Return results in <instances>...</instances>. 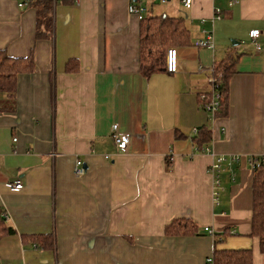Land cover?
<instances>
[{
    "label": "crops",
    "instance_id": "obj_1",
    "mask_svg": "<svg viewBox=\"0 0 264 264\" xmlns=\"http://www.w3.org/2000/svg\"><path fill=\"white\" fill-rule=\"evenodd\" d=\"M53 1L47 37L37 0H0V51L33 61L13 100L0 93V209L15 231L0 238V264H219L224 251L264 264L251 165L264 156V0ZM132 2L183 19L192 45L178 48L177 73H142ZM209 33L213 48L196 46ZM230 55L227 106L212 115L200 97L209 100L215 66ZM114 125L130 135L127 153H117ZM221 156L239 161L223 165L216 188L209 169ZM17 180L22 190L7 188ZM181 219L195 232L168 233ZM40 236H53L54 249Z\"/></svg>",
    "mask_w": 264,
    "mask_h": 264
},
{
    "label": "trees",
    "instance_id": "obj_2",
    "mask_svg": "<svg viewBox=\"0 0 264 264\" xmlns=\"http://www.w3.org/2000/svg\"><path fill=\"white\" fill-rule=\"evenodd\" d=\"M39 26L45 25L48 36L53 35L52 11L53 0H37ZM140 28V64L142 73L150 77L157 72L164 71L165 57L168 49L192 45L190 33L183 19L170 18L148 13L141 20ZM40 34H38L39 36ZM236 57L228 56L223 62L215 66V76L221 94L220 111L227 106L229 80L235 65ZM33 67L31 59H12L0 51V93L7 94L13 100L15 94L16 76L19 72ZM71 69V68H68ZM68 71H73L68 70ZM210 99V98H209ZM203 101L200 99V106ZM202 108V107H201ZM200 142H207L210 134L200 129ZM253 181V218L252 235L259 237L261 251L264 253V168L254 171ZM3 210L0 209V238L3 234H14V229L4 227ZM193 222L189 220H175L168 227L167 232L174 235L191 234L195 232ZM215 235V234H214ZM37 244L43 249H54L53 236L36 237ZM219 264H251V251H224L216 253Z\"/></svg>",
    "mask_w": 264,
    "mask_h": 264
},
{
    "label": "built area",
    "instance_id": "obj_3",
    "mask_svg": "<svg viewBox=\"0 0 264 264\" xmlns=\"http://www.w3.org/2000/svg\"><path fill=\"white\" fill-rule=\"evenodd\" d=\"M35 0H17V6L19 8H25L32 4ZM161 3H166L169 0H157ZM239 0H229L230 5L237 3ZM184 5L187 8H190L192 6L193 0H183ZM129 13L132 15H135L140 20L148 14L147 8L142 4H137L135 2H132L129 6ZM216 17L218 19L221 18V15L219 12H217ZM261 37V32L259 30H254L250 33V39L252 40V44L254 46V50L256 52L261 51V44L259 42V39ZM196 46L201 47H207V48H213V37L212 34L209 33L205 40H199L196 42ZM179 70V59H178V50L175 48L168 49L165 57V63H164V71L169 74H175ZM213 73V72H212ZM210 84L212 86V93L211 97L208 100L206 95H202L200 99L203 101L201 103L202 109L205 111L211 113L212 115H216L220 109V103H221V94L219 91V85L217 84V77L213 73V76L210 78ZM112 139L114 142V145L117 149L118 154H124L128 151V145L130 143V135L126 133L119 132L118 126L114 125L112 128ZM238 157H232L231 159L227 157H218L217 160L211 165L209 172L210 175L213 178L214 185L216 188L221 187L220 182V174L222 172V167L225 163H227L229 166H231L234 162H238ZM252 163V170H258L260 168H264V156L263 157H255L251 160ZM86 169L84 166V163L80 160L77 161L75 166V175L77 177H83L85 175ZM7 188H9L11 191H20L23 189V182L22 180H17L13 183H7ZM215 196L218 195V193H214ZM217 200V198H216ZM206 231L209 232L211 235L214 233L210 231L209 228H206ZM210 261H212L210 259Z\"/></svg>",
    "mask_w": 264,
    "mask_h": 264
},
{
    "label": "rangeland",
    "instance_id": "obj_4",
    "mask_svg": "<svg viewBox=\"0 0 264 264\" xmlns=\"http://www.w3.org/2000/svg\"><path fill=\"white\" fill-rule=\"evenodd\" d=\"M159 6V5H158ZM164 7H158L156 10H157V12H158V10H162ZM159 13V12H158ZM158 13H156V14H158ZM232 41H235V39L234 40H232ZM243 42H245V41H243Z\"/></svg>",
    "mask_w": 264,
    "mask_h": 264
},
{
    "label": "water",
    "instance_id": "obj_5",
    "mask_svg": "<svg viewBox=\"0 0 264 264\" xmlns=\"http://www.w3.org/2000/svg\"><path fill=\"white\" fill-rule=\"evenodd\" d=\"M237 44H238V42H236V43H235V42H233V45H237Z\"/></svg>",
    "mask_w": 264,
    "mask_h": 264
}]
</instances>
